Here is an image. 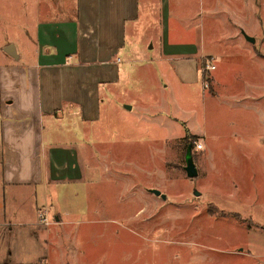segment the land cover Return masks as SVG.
<instances>
[{"label": "rangeland", "instance_id": "rangeland-1", "mask_svg": "<svg viewBox=\"0 0 264 264\" xmlns=\"http://www.w3.org/2000/svg\"><path fill=\"white\" fill-rule=\"evenodd\" d=\"M37 2L0 0V46L7 40L17 50L32 46L17 34L25 29L31 36ZM166 14L170 37L200 41L212 56L210 90L200 89L198 76L197 91L181 96L151 52L142 51L121 65L123 88L99 119L76 117L74 126L65 119L58 130L45 120L46 139L75 151L81 176L55 188L53 208L64 217L50 230L41 264H264V0H168ZM154 19L147 35L153 40L160 29ZM179 27L188 32L174 33ZM159 74L173 85V97L162 94ZM141 89L172 112L176 102L178 117L202 132L203 150L194 149L198 137L191 149L195 177L184 172L185 137L191 135L183 124L168 131H183V138L165 141L142 108H124L142 103ZM25 261L0 257V264Z\"/></svg>", "mask_w": 264, "mask_h": 264}, {"label": "crops", "instance_id": "crops-1", "mask_svg": "<svg viewBox=\"0 0 264 264\" xmlns=\"http://www.w3.org/2000/svg\"><path fill=\"white\" fill-rule=\"evenodd\" d=\"M42 5L38 0L31 36L25 29L17 34L20 43L30 39L31 47L17 50L10 40L0 46V193L5 196L0 208V257L10 261L24 257V264H41L38 255L48 254L50 230L64 217L52 204L57 184L81 176L75 151L46 139L45 120L48 128L58 130L65 119H72L73 126L76 117L83 123L99 119L118 87L123 88L121 65L142 51L151 52L154 66L172 77L181 96L197 91L198 61L207 57L214 62L200 41L170 37L168 0H43ZM151 18L160 28L154 40L147 36ZM177 29L174 33L188 32ZM7 46L12 55L4 52ZM237 48L241 50V45ZM159 76L164 81L162 94L173 97V85ZM137 94L142 103L124 108H142L144 119L164 130L165 141L174 135L183 138V131L168 135L183 124L182 130L202 143V132L191 130L178 117L182 110L176 102L172 112L154 101L149 90ZM44 212L47 227L39 221Z\"/></svg>", "mask_w": 264, "mask_h": 264}, {"label": "built area", "instance_id": "built-area-1", "mask_svg": "<svg viewBox=\"0 0 264 264\" xmlns=\"http://www.w3.org/2000/svg\"><path fill=\"white\" fill-rule=\"evenodd\" d=\"M215 66L212 63V59H205L202 67L199 69L201 74V88L202 90H207L209 88V73L214 71ZM194 149L197 151L203 150V144L201 142H197L194 144ZM39 221L45 227L50 225V222L47 219L46 213H40Z\"/></svg>", "mask_w": 264, "mask_h": 264}, {"label": "water", "instance_id": "water-1", "mask_svg": "<svg viewBox=\"0 0 264 264\" xmlns=\"http://www.w3.org/2000/svg\"><path fill=\"white\" fill-rule=\"evenodd\" d=\"M244 36H245L246 40L249 43H253V39L252 38L246 36L245 34H244ZM11 51H12V47L11 46H7L4 49V52L7 53L8 55H12ZM184 161H185L184 172H185L186 176L188 178L195 177L197 172H196L195 166H194L193 161H192L190 145L186 149L185 156H184ZM149 192L152 193L155 196H160L161 199H165V196L164 195H160L159 191H157V190L152 189V190H149Z\"/></svg>", "mask_w": 264, "mask_h": 264}, {"label": "trees", "instance_id": "trees-1", "mask_svg": "<svg viewBox=\"0 0 264 264\" xmlns=\"http://www.w3.org/2000/svg\"><path fill=\"white\" fill-rule=\"evenodd\" d=\"M188 138V145H190L191 149L193 148V143L196 141L197 137L195 136H186L185 138ZM187 149V148H186Z\"/></svg>", "mask_w": 264, "mask_h": 264}]
</instances>
